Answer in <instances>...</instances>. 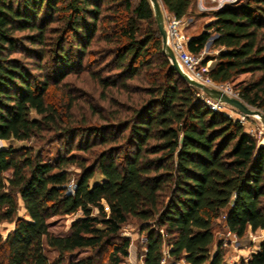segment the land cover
<instances>
[{"label": "trees", "instance_id": "obj_1", "mask_svg": "<svg viewBox=\"0 0 264 264\" xmlns=\"http://www.w3.org/2000/svg\"><path fill=\"white\" fill-rule=\"evenodd\" d=\"M161 1L184 18L196 0ZM211 16L188 48L200 54L215 32L220 51L202 65L264 111V0ZM75 76L129 103L111 95L106 114L87 100L103 120L92 124ZM204 97L164 53L151 0H0V222L14 223L0 233V264H131V218L145 232L143 264H162L165 247L171 264H227L219 218L238 237L264 229V144ZM70 164L80 169L71 190ZM79 211L68 234L50 230L53 216ZM240 264H264V239Z\"/></svg>", "mask_w": 264, "mask_h": 264}, {"label": "rangeland", "instance_id": "obj_2", "mask_svg": "<svg viewBox=\"0 0 264 264\" xmlns=\"http://www.w3.org/2000/svg\"><path fill=\"white\" fill-rule=\"evenodd\" d=\"M161 3H162L163 11L164 12L168 11V9L165 7L162 1ZM210 16H211V12L202 13L198 10L197 0H196L195 6L188 13V15L184 17L185 25L183 32L185 36L189 37L191 34L197 32L201 33L206 28L205 26L207 23H205V21H207ZM190 17L193 18L190 19ZM215 37H216L215 32H212V36L209 38V40H213ZM211 45L212 42L209 46L206 43L205 48L202 51L203 57L206 55H216L220 51L219 47H212ZM211 63L212 61L208 65L210 66ZM74 81H75L74 85L78 90V92H80L79 94L81 95L79 104L82 109V113L87 115V117H89L90 122L92 124L103 123V120L102 118H100L99 114H95V115L90 114V111L86 105L87 100L91 99L99 109H104L106 111L105 112L106 114L109 112V109H115L117 107L115 105H110L111 95L114 99H116V101L120 103H126V104L129 103V100L127 99V94L124 93L123 91L118 92L116 89H112L109 92L110 95V97H108L109 99H102L100 98L99 95L100 94L99 88L95 89V87H93L91 83H87L85 88H80L83 85L82 78L78 79L77 76L73 78L72 82ZM219 85L222 86L223 88H228L229 90H231L234 96L241 98L238 92L234 90L229 83H219ZM84 97H86V99ZM133 97H138V96L134 94ZM250 106L254 107L252 105ZM221 111L227 113L233 119H239L243 124L245 130L255 135L260 144H264V126L258 117L244 115L241 112H239L237 109H235L234 107L228 104H222ZM79 116L80 115H78V117ZM28 143L30 142L15 141L14 145L19 146ZM6 145H7V141L0 140V147ZM74 153L77 154L79 157H85L90 162L92 161L91 156L82 150H75ZM57 154H58L57 143H51L45 148L44 155H46V158L53 160V158L57 156ZM67 171L69 173L68 177L70 179V183L68 187L71 190L73 189V187H75V182L80 173V169L75 164H70L67 166ZM9 173L10 172H6V174ZM99 177L100 175L98 174L92 179V182L99 181V179L101 178ZM18 201H19V214L23 215L25 213V209L22 206V201L20 199H18ZM80 215H81V211L75 214H61V215L53 216L49 220V228L52 232L56 234H61V235L68 234L71 230L72 222L75 221L76 218L79 217ZM13 227H14L13 222H7V221L0 222V233L3 236H5L8 233V231H10ZM258 231L256 232L248 231L245 236L238 237L236 236V234L228 230V227L226 226L223 217L217 220L215 225L216 241H220L223 243V249L225 250V259L227 264H240L242 259L248 258L247 256L251 254L249 251L253 250L254 247H256V245L260 243L262 237H264L262 232H258ZM122 234L125 236H129L131 238V245L129 248L130 255L128 257V261L131 264H143V253L145 251L144 245H145L146 237H145V232H141L140 230L139 222L136 219L131 218L126 224L123 225ZM48 253L51 257H55L57 255V253L54 250H49ZM164 253H165V257H164L165 260L162 264L173 263L174 262L173 258L169 257L168 249L166 247L164 248ZM88 254H89L88 249L80 252H76L75 254L68 257V261L71 259L84 257ZM178 264H187V263L182 259L178 262Z\"/></svg>", "mask_w": 264, "mask_h": 264}, {"label": "built area", "instance_id": "obj_3", "mask_svg": "<svg viewBox=\"0 0 264 264\" xmlns=\"http://www.w3.org/2000/svg\"><path fill=\"white\" fill-rule=\"evenodd\" d=\"M236 2H238V0H197V6L198 10L203 13L216 11L227 4H234ZM164 15L168 43L173 49L181 66L195 79L207 85L221 88L227 93L232 94L231 90L223 88L209 76L207 72L209 65H202L203 52L196 54L188 48L189 38L186 37L183 32L185 25L184 18L178 17L170 11L164 12ZM204 98L211 109L221 110V103L210 96ZM164 260L165 259H163L162 262H164Z\"/></svg>", "mask_w": 264, "mask_h": 264}, {"label": "water", "instance_id": "obj_4", "mask_svg": "<svg viewBox=\"0 0 264 264\" xmlns=\"http://www.w3.org/2000/svg\"><path fill=\"white\" fill-rule=\"evenodd\" d=\"M153 9H154V15L156 19V23L158 26V29L160 31L161 37H162V44H163V51L164 53L169 57V59L172 61V64L174 68L177 70V72L191 85L201 89L204 93H206L208 96L213 98L214 100L218 101L221 104H228L235 109H237L239 112H241L244 115L247 116H256L260 119L264 126V111L257 107H251L247 102H245L243 99L236 97L232 94L227 93L225 90L221 88H217L214 86L207 85L203 83L202 81H199L192 77L179 63L178 58L176 57L173 49L168 43L167 39V30L165 26V15L162 7V3L160 0H151ZM232 5V4H227ZM225 5V6H227ZM224 6V7H225ZM222 7V8H224ZM220 8V9H222ZM218 9V10H220ZM212 40H208L207 45L209 46L211 44Z\"/></svg>", "mask_w": 264, "mask_h": 264}, {"label": "crops", "instance_id": "obj_5", "mask_svg": "<svg viewBox=\"0 0 264 264\" xmlns=\"http://www.w3.org/2000/svg\"><path fill=\"white\" fill-rule=\"evenodd\" d=\"M193 17H190V19H192ZM212 16H210L209 17V19L207 20V21H205V23H208L209 21H211L212 20ZM185 20V19H184ZM200 34V32H197V33H194V34H191L188 38H190L191 36H196V35H199ZM258 232H262V234L264 235V229H260ZM262 239H264V237H262ZM261 240V239H260ZM258 246H259V244L258 245H256V247H254V249L253 250H250L249 252L250 253H252V252H254L255 250H257L258 249ZM250 256V255H249ZM249 256H247V257H249Z\"/></svg>", "mask_w": 264, "mask_h": 264}]
</instances>
